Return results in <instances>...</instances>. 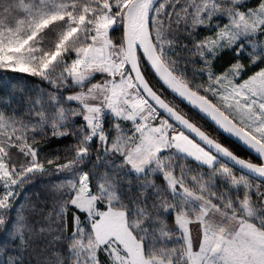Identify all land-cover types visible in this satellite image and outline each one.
Segmentation results:
<instances>
[{
    "label": "snow or ice",
    "instance_id": "1",
    "mask_svg": "<svg viewBox=\"0 0 264 264\" xmlns=\"http://www.w3.org/2000/svg\"><path fill=\"white\" fill-rule=\"evenodd\" d=\"M0 233V264L37 233L52 264H264V0H0Z\"/></svg>",
    "mask_w": 264,
    "mask_h": 264
},
{
    "label": "trees",
    "instance_id": "2",
    "mask_svg": "<svg viewBox=\"0 0 264 264\" xmlns=\"http://www.w3.org/2000/svg\"><path fill=\"white\" fill-rule=\"evenodd\" d=\"M22 104V101L19 102ZM17 107V105H13ZM3 233H0V239ZM30 247L24 253V264H52L51 249L46 246V240L39 233L29 237Z\"/></svg>",
    "mask_w": 264,
    "mask_h": 264
}]
</instances>
